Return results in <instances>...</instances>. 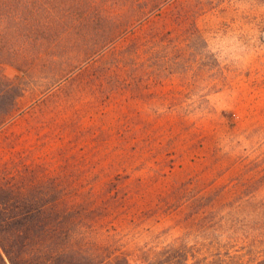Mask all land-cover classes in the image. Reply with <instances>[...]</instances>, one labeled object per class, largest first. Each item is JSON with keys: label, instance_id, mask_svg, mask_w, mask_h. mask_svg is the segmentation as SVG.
I'll use <instances>...</instances> for the list:
<instances>
[{"label": "rangeland", "instance_id": "374dc122", "mask_svg": "<svg viewBox=\"0 0 264 264\" xmlns=\"http://www.w3.org/2000/svg\"><path fill=\"white\" fill-rule=\"evenodd\" d=\"M9 2L0 28L68 30L56 44L74 48L25 79L0 127V175L21 174L35 193L54 181L65 202L91 198L120 245L144 256L175 239L218 251L200 220H183L188 206L173 207L187 185L226 187L228 200L239 178L263 183L264 0Z\"/></svg>", "mask_w": 264, "mask_h": 264}, {"label": "trees", "instance_id": "16d2710c", "mask_svg": "<svg viewBox=\"0 0 264 264\" xmlns=\"http://www.w3.org/2000/svg\"><path fill=\"white\" fill-rule=\"evenodd\" d=\"M16 9L18 14L25 13L21 4ZM11 11L5 0L0 19L10 21ZM65 31L0 28V101L9 97L12 105L0 112V127L18 109L14 103L26 89L25 79L31 81L37 72L54 64L58 51L62 57L70 56L74 48L70 43L62 48L56 44L60 33L63 38L72 33ZM4 65L18 72L10 77ZM261 177L239 178L229 189L233 190L228 200L220 198L221 192L228 191L226 187L203 193L187 185L175 202L173 210L180 215L188 206L183 220H200L218 251L207 256L175 239L161 250H147L153 254L144 256V245H120V229L106 224V210L93 206L91 198L80 196L73 203L65 202L54 181L35 193L21 174L9 172L0 175V264H133V255L141 264H264V179L260 186L253 182ZM43 178L49 182L51 177ZM137 249L141 254H135ZM190 259L194 260L188 263Z\"/></svg>", "mask_w": 264, "mask_h": 264}]
</instances>
